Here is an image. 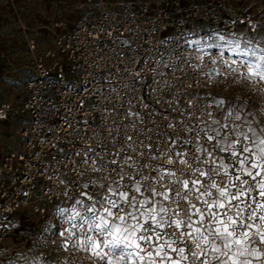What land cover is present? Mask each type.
Instances as JSON below:
<instances>
[{"label": "built area", "instance_id": "obj_1", "mask_svg": "<svg viewBox=\"0 0 264 264\" xmlns=\"http://www.w3.org/2000/svg\"><path fill=\"white\" fill-rule=\"evenodd\" d=\"M223 1L126 0L115 11L103 0H87V11L71 27L55 23L60 31L53 47L37 52L36 41L28 40L36 55L24 99L17 107L0 103V126L13 112L23 120L20 147L0 158V244L9 219L19 211L45 215L52 209L63 229L57 208L75 204L83 192H101L102 185H130L128 176L149 175L139 172V165L155 161L137 156L129 144L140 150L141 142L153 143L159 153L169 136L184 138L187 125L209 119L201 117L205 105L215 116V101L203 93L235 88L249 101L264 97V81L238 78L248 75L247 68L233 65L234 72L224 63L243 57L201 46L209 33L197 23L215 21L218 12L209 6ZM220 24L224 40L241 27L254 33L264 24V2ZM170 122L177 126L169 128ZM125 156L136 159V168L113 171L110 162L123 164ZM40 235L52 245L58 242L55 235ZM178 246L188 247L179 241ZM185 255L189 259L182 264L205 260V254L198 259Z\"/></svg>", "mask_w": 264, "mask_h": 264}, {"label": "snow or ice", "instance_id": "obj_2", "mask_svg": "<svg viewBox=\"0 0 264 264\" xmlns=\"http://www.w3.org/2000/svg\"><path fill=\"white\" fill-rule=\"evenodd\" d=\"M218 39L224 40V37ZM227 43L229 50L237 56L252 58L232 60L231 63L224 61L234 72L238 69L233 65L247 68L248 75L245 77L240 73L238 78L264 81V48L253 46L250 41L244 48L239 41ZM213 46L221 48L223 55L220 44L208 45ZM224 105L223 99L215 101V116L205 105L201 117L206 114L209 119L187 125L184 138L169 136L164 141L166 147L159 153L153 150V143L145 145L141 142L140 150L129 144L128 150L140 157L147 154V158L155 163L140 164L138 171H148L149 175H141L139 179L128 176L130 185L122 186L119 182L115 186L102 185V191L95 198L82 193L92 202L84 208L86 214L81 215L73 209L67 217L72 221L79 216L82 221L79 228L85 239H78L80 247L87 249L90 245L93 255L107 260V264H121L122 261L129 264H168V261L182 264L189 259L186 252L193 259L203 257V245L218 254L214 257L216 260L227 256L228 252L210 241V236L220 240L223 249L229 251L233 244L243 245L248 232H242L238 237L237 229L251 228L248 221L256 218L264 221V215L257 216L256 213V209L264 210V203L257 200V196L264 199V128L258 130L249 124L245 129L246 117ZM176 126L171 122L168 125L169 128ZM132 139V136L126 137L127 141ZM185 145H190V149ZM156 147L159 148L158 143ZM110 163L115 165L113 171L123 170L124 166L132 171L137 166L133 156H125L123 164H117L115 160ZM125 175L127 173L120 175V180ZM149 180L152 183L145 188L144 184ZM76 203L82 202L77 200ZM66 211L60 209L59 214L63 216ZM249 211L251 215H247ZM117 220L119 223H114ZM261 228L264 224L257 226L256 231L264 240ZM89 232L105 237L103 245L88 235ZM178 241L188 247H179ZM105 248L108 251H104ZM169 249L180 259H173ZM201 264H208V261L201 260ZM233 264L237 262L233 260Z\"/></svg>", "mask_w": 264, "mask_h": 264}, {"label": "rangeland", "instance_id": "obj_3", "mask_svg": "<svg viewBox=\"0 0 264 264\" xmlns=\"http://www.w3.org/2000/svg\"><path fill=\"white\" fill-rule=\"evenodd\" d=\"M103 1L110 9L117 11L126 0ZM230 1L235 2L239 13L253 12L258 4L264 2V0ZM86 2L87 0H0V103L7 102L17 107L24 99L25 83L32 74V59L36 55L29 50L28 40L32 38L36 41L37 52L53 47L54 38L60 31L55 27V23L62 20L67 23L68 27H71L74 21L87 11ZM212 9L218 10L216 7ZM217 20L218 18L215 21L197 23L200 29L207 30L209 33L208 40L201 43L203 48L208 47L210 41L219 40L221 33L214 28V22ZM232 36L239 35L233 34ZM252 43L256 47L264 48V34L252 39ZM249 124L250 122L247 125L244 124V128L247 129ZM22 125V118L15 112L11 113L9 119L1 124L0 158L4 153L20 147L19 130ZM255 125L251 124L254 128ZM87 194L96 197V194ZM78 200L82 203L67 204L57 208L58 211L67 210L61 216L64 222L63 229L59 228L52 209L45 215L22 210L12 216L8 222L7 236L0 244V264H107V260H101L93 255L90 245L85 249L77 242L78 239H85L84 233L79 228L82 221L79 216L72 221H68L67 217L72 214L73 209L85 215L84 208L92 203L82 194ZM97 207L99 208V205ZM87 215L91 214L87 213ZM114 223H119V221H114ZM205 223L207 224V221ZM73 224L77 227L73 228ZM69 229L71 232L68 231ZM240 229L244 230V227ZM41 231L55 235L58 239L57 244H50L46 237L40 235ZM88 235L100 240L103 245L105 237H100L95 232H89ZM209 240L215 242L223 251L231 252L223 249L220 240L212 236ZM234 246L235 244L232 245L231 250ZM103 250L108 251L107 248ZM206 250L209 252L210 261L218 255L212 253L208 245H206ZM128 251H135V249H128ZM167 251L173 259H180L179 255L171 252L170 249ZM258 260L259 264H264V249L259 252ZM121 264H129V262L122 261ZM168 264L171 262L168 261Z\"/></svg>", "mask_w": 264, "mask_h": 264}, {"label": "crops", "instance_id": "obj_4", "mask_svg": "<svg viewBox=\"0 0 264 264\" xmlns=\"http://www.w3.org/2000/svg\"><path fill=\"white\" fill-rule=\"evenodd\" d=\"M218 8V20L214 22V28H217L219 31L221 30V21L225 18L237 16L239 13V8L235 4L234 1L224 0L223 2H218L216 5L213 3L209 6L210 9ZM213 10V9H212ZM252 13V12H249ZM239 36H229L227 40L224 41H210L208 45L220 44L222 49L229 50L228 41H239L241 48L246 46V42H251L252 39L259 38L264 34V24L260 26L257 31L254 33L247 32L244 28H239L236 33ZM258 35V36H256ZM207 45V46H208ZM215 47V46H213ZM208 48V47H206ZM212 48V47H209ZM232 52V51H231ZM234 53V52H233ZM245 59H252L251 57ZM203 95L214 101L223 99L225 101L224 107L231 106L234 112H239L242 117H246L247 121L250 122V125L256 124L255 128L258 130L260 128H264V97L257 96L253 100H246L235 88H231L228 93H221L219 91H211L203 93ZM214 114H217V110H215ZM5 122V121H4ZM248 123H246L247 125ZM257 200L261 203H264V199H261L257 196ZM255 208V205H253ZM257 216L264 215V210L256 209ZM264 224V221L256 218L251 228H244V230L238 228L237 234L242 232H248V238L244 241L243 245H236L228 253L227 256H222L220 260L212 259L210 261L209 252H205V260L208 261V264H223L224 261H227V264H233V260L237 262V264H259L258 254L260 251L264 249V240H261L260 235L257 233L256 228L259 225ZM261 231L264 232V228H261ZM206 246V245H205ZM242 253V254H241ZM177 254V253H176ZM178 255V254H177Z\"/></svg>", "mask_w": 264, "mask_h": 264}]
</instances>
